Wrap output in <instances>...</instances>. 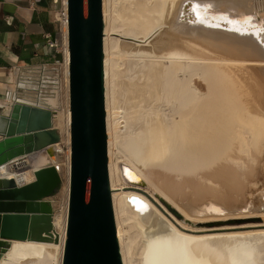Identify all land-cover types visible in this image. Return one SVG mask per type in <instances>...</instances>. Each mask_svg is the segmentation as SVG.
<instances>
[{
	"label": "bare ground",
	"instance_id": "6f19581e",
	"mask_svg": "<svg viewBox=\"0 0 264 264\" xmlns=\"http://www.w3.org/2000/svg\"><path fill=\"white\" fill-rule=\"evenodd\" d=\"M187 1L211 2V14L217 13L211 16L221 21L250 16L258 11L252 3L259 2L103 0L108 171L122 261L130 264L131 246L137 243L143 264H264V229L217 233L218 229L214 228L178 227L164 222L158 215L146 218L148 207L137 210L129 202L132 197L145 201L140 193L145 190L128 186L122 166L128 167L135 179H141L142 185L159 194L172 214L177 218L183 215L186 221L194 220L188 210L195 212L196 209H188L192 203L185 206L178 196L173 198L176 192L171 196L172 183L185 185V177L193 176L215 184L218 177L227 179L228 174L231 177L237 170L235 167L249 168L250 174L259 167L264 170V50L252 36L183 21ZM64 4L66 8V0ZM189 12H192L190 7ZM196 12V21L206 25L220 23L212 20L204 8ZM240 20L229 21L230 29L243 28ZM115 37L132 42L121 43ZM119 57L122 66L128 63L124 73L119 70ZM123 74L130 81L120 86L118 81ZM120 88L125 105L123 132L119 124L123 112L119 111L117 100ZM19 99L23 100L21 94ZM23 101L31 103L29 99ZM67 104L65 133L70 146L71 114L69 102ZM40 105L53 112L59 105L58 94L41 101ZM56 128L62 136L64 126L62 128L59 122ZM58 145L31 155L32 160L27 161L29 167L35 164L36 171L48 166L58 168ZM67 163L70 186V152ZM20 165L13 162L1 168L9 166L15 173L24 168ZM10 175L4 178H12L20 185L33 182L31 177L19 183L15 175ZM127 175L131 179L130 174ZM174 186L173 192L177 188ZM67 192L69 201V189ZM177 192L179 194V189ZM263 193L264 189L260 190L251 201L249 210H255L253 215L264 217ZM194 195L197 199L199 193ZM218 207V212L225 214V208L221 212V206ZM197 212L199 210L194 214ZM233 212L232 217H235ZM67 215L68 202L64 216H53L57 241L54 238L50 242L12 241L8 253L0 258V264H62ZM122 218L138 229V241L127 237ZM230 228L220 230H233Z\"/></svg>",
	"mask_w": 264,
	"mask_h": 264
},
{
	"label": "water",
	"instance_id": "95a60500",
	"mask_svg": "<svg viewBox=\"0 0 264 264\" xmlns=\"http://www.w3.org/2000/svg\"><path fill=\"white\" fill-rule=\"evenodd\" d=\"M185 4L188 10L183 21L252 36L264 50V29L231 30V23L221 20L206 25L195 20V9L205 3ZM67 15L71 165L62 264H123L108 171L103 0H67ZM53 116L51 110L19 102L8 114H0V168L60 144L62 137ZM122 170L128 182L141 185L128 177H133L128 167ZM60 185L61 175L53 166L37 170L29 184L0 177V258L8 253L12 241L55 239L49 198ZM129 202L137 210L144 204L153 210L138 197Z\"/></svg>",
	"mask_w": 264,
	"mask_h": 264
},
{
	"label": "rangeland",
	"instance_id": "374dc122",
	"mask_svg": "<svg viewBox=\"0 0 264 264\" xmlns=\"http://www.w3.org/2000/svg\"><path fill=\"white\" fill-rule=\"evenodd\" d=\"M258 1H259L258 3H255V2L252 3L253 6L255 5L254 9H258V11L257 12L254 11L252 14H250V16L257 15L259 13L261 15L262 19L264 20V0H258ZM257 5H258V7H257ZM58 6L60 7V5H58ZM59 7H58V9H59ZM115 38H117L121 43L132 42L130 40H125V39L120 38V37H115ZM119 59H120V57H119ZM119 62H120L119 70H121L120 72L124 73L128 67V63L126 65L122 66V59H120ZM129 75L132 77L134 75V71L132 70L131 73H129ZM128 81H130V80L127 79L126 76L123 74L121 76V78L119 79L118 84L120 86L121 85L124 86L126 83H128ZM67 95H68V93H67ZM67 95L66 96L63 95L60 97V94H58L59 105H57V107H55V109L53 110L54 113L56 112L54 114V126H55V128L58 127V124L60 122L62 124V128L64 126V128H63L64 131H63V134L61 136L62 137V140H61L62 143H60V145H58V148L56 149V152H57L56 158L58 160L57 165H59L58 168L60 169L59 174L61 173L60 174L61 175V185H60V188L56 191V193L51 198H49V200H50V202L54 208V214L55 215H61V216H64V214L66 213V210H67V202H68V192L67 191L69 189L67 157H68V154L70 152V149H69V144L67 141V136L65 133L67 130L66 125H65L66 111H67L66 108L68 106L67 103L69 102ZM117 100L120 102L119 106L121 107L119 111L123 112V114H121V117L119 120L120 129L122 128V132H123V131H125L124 127L126 124L123 123L124 122L123 116H124L125 105H124V98L121 95V88H120V91H118V93H117ZM29 159L32 160V157H29ZM33 165H35V164H33ZM246 165H249L248 161H247ZM27 166H26V168H23V169L21 168L17 172L14 171L15 173H12L11 168L9 166H6L5 168L1 169L0 172L5 171L6 172L5 175H7V176H11L10 174L15 175V177H16V179H18L19 183H21L23 181H27L31 177H33V181H34L35 180L34 172L36 171V168H35V166H33V167L32 166L29 167V165H27ZM235 169H237V170H235V171L233 170L234 171L233 174H230L231 177L234 176L233 179H231V177H229V174H228L229 179L227 176H225L227 179H225L224 177L223 178L220 177V179H218L219 177L217 178L218 182L216 181V183H218L219 186H217L216 183H215L216 184L215 185L213 183L209 184L208 182H203L202 180H200L199 177H193V176L185 177V185L184 184L178 185V183L175 184V182H174L175 186L178 185V186H176L177 188H174L175 189L174 192H173L174 184L172 183L170 185V188L172 187L171 188L172 191L170 190L171 196H174V195L176 196L173 198L177 199V196H178V199H182L181 200L182 202L185 203L186 201H188L185 204L183 203V205L187 206L189 203H192V204H194V202L196 203L193 206H192V204H190L191 206L188 205V207H187L188 209L189 208L192 209V207H193L194 210L196 209L195 212L199 210V213L197 212L198 214H194L195 212L193 210H191V212H190V210H188L189 213H191V215L194 217V220H192V221H186V219L184 218L183 215L182 216L180 215L181 218H177L174 214H172L166 208V206H165L163 200L161 199L160 195L156 194L153 190L149 189L147 187V185L131 184L128 181H127V184H128V186L141 187L142 189L145 190L143 192H140L141 195L145 199L144 202L147 203L148 206H151V208L154 210V211L149 210V213L147 214L146 218L154 216V215H158L160 218H162V220L164 222H170L173 225L178 226V227H179V225L189 226L190 228L196 229V230L214 228V229H218L217 233H222V232H253L256 230L264 229V227H263L264 226V217L259 216L260 214L258 215L259 217L257 215H253L252 213L255 210H252V211L249 210L250 208H252L251 207L252 206L251 201H252V199H254L253 197H256V195L260 192V190L262 191L264 189V170L261 169V167H259L257 172L250 174L249 168L246 170H242L239 167H235ZM5 175L2 174L0 176L5 177ZM221 178H222V180H221ZM131 180L132 181H135V180L138 181L137 177H136V179L134 177H131ZM229 180H231L230 183H229ZM139 181H141V179H139ZM226 181H228L227 183H229V184H227ZM142 182L143 181H141V183ZM231 182L234 184H232ZM229 185H230V187H229ZM180 187L183 190H181ZM194 187H196V188H194ZM228 187L230 189H228ZM193 188L195 189V191ZM213 188L215 190H213ZM178 189H179V194H181V195L178 194V192H177ZM196 189H197V191H196ZM208 189H210V190H208ZM211 189L213 191H211ZM180 190L182 191V193L185 192V194H182ZM203 190H204V192H203ZM131 191H133V190H131ZM175 192H176V194H174ZM210 192H211L212 196L210 195ZM198 193H199V195H198ZM202 193L203 194L208 193L207 195H210V196L207 197L206 194H205L206 196H204ZM172 194H174V195H172ZM194 194L198 195L197 199H196V196ZM181 196H182V198H181ZM198 197L200 199L201 198L202 199L199 200ZM210 197L213 198V199H211L212 202L210 201V199H208ZM263 197H264V193H263ZM189 198H190L191 202L189 201ZM191 198H193V200ZM196 200H198V201H196ZM213 200H214V203H213ZM216 203H218L219 205ZM205 204L208 206L206 207ZM215 205L217 207H215ZM222 205H223V207H222ZM218 206H221V208H222L221 212L225 208V210L223 212L225 214L226 213L227 214L225 215L223 213H219L220 208ZM146 207L147 206L144 204L143 208L145 210H146ZM201 208H202L203 212L201 211ZM212 208H214V209L212 210ZM226 209H228V210H226ZM204 210L206 213L204 212ZM229 210H231V211H229ZM233 210H234V212H233ZM217 212L219 213V215L217 214ZM228 212H230V213L233 212V215L235 213V215H234L235 217H232V213L230 214ZM238 212L240 213L239 216L236 215V213H238ZM261 212H263V210H261ZM54 214H53V216H54ZM228 214L230 216L226 218V216H228ZM243 214H244V216H240ZM223 217H225V218H223ZM122 224H123V227L127 231V237L131 238V241H133V240L138 241V237H137L138 236V229L135 228L132 225V223L125 222V219H123V218H122ZM227 227H231L230 229H233V230H225V231L220 230L222 228H227ZM60 231H62V230H60ZM136 244L137 243H135L134 245L131 246L132 247L131 254L128 257L129 262H130V264H143V260L141 257V249L138 248L139 246L137 247Z\"/></svg>",
	"mask_w": 264,
	"mask_h": 264
},
{
	"label": "crops",
	"instance_id": "0c3cea01",
	"mask_svg": "<svg viewBox=\"0 0 264 264\" xmlns=\"http://www.w3.org/2000/svg\"><path fill=\"white\" fill-rule=\"evenodd\" d=\"M57 10L53 0H42L36 5L32 0H0V54L5 62L0 65V114L11 110L17 70L52 61L44 35L60 38ZM2 174L6 172L1 171Z\"/></svg>",
	"mask_w": 264,
	"mask_h": 264
},
{
	"label": "built area",
	"instance_id": "2783aa9c",
	"mask_svg": "<svg viewBox=\"0 0 264 264\" xmlns=\"http://www.w3.org/2000/svg\"><path fill=\"white\" fill-rule=\"evenodd\" d=\"M41 1L42 0H32V4L36 5ZM53 3L56 6L60 5V7L58 6L59 9L56 11V19L60 27V38L55 39L51 34L44 35L45 46L51 53L52 61L39 65L22 67L17 70L16 80L12 84L14 101L11 104V108L15 103H25L23 100L28 99L31 100V103H29L30 105L44 108L40 105L41 101H44L56 93L60 94V97L63 95L66 96L68 93L69 100L70 80L69 62L67 63V55L69 57L67 0L66 8L64 0H53ZM20 94L23 100L19 99ZM27 161L28 159L24 157L16 160L15 163L17 165L21 164L25 168L28 165Z\"/></svg>",
	"mask_w": 264,
	"mask_h": 264
},
{
	"label": "trees",
	"instance_id": "16d2710c",
	"mask_svg": "<svg viewBox=\"0 0 264 264\" xmlns=\"http://www.w3.org/2000/svg\"><path fill=\"white\" fill-rule=\"evenodd\" d=\"M4 64H5V62L3 61L1 54H0V65H4Z\"/></svg>",
	"mask_w": 264,
	"mask_h": 264
}]
</instances>
